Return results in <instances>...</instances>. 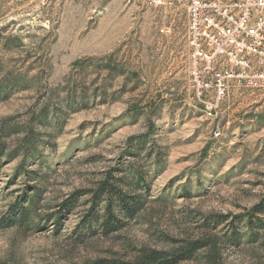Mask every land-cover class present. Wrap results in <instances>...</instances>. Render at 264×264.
Instances as JSON below:
<instances>
[{"label": "rangeland", "instance_id": "obj_1", "mask_svg": "<svg viewBox=\"0 0 264 264\" xmlns=\"http://www.w3.org/2000/svg\"><path fill=\"white\" fill-rule=\"evenodd\" d=\"M188 24L179 0H0V264L199 239L264 264V88L200 96Z\"/></svg>", "mask_w": 264, "mask_h": 264}, {"label": "built area", "instance_id": "obj_2", "mask_svg": "<svg viewBox=\"0 0 264 264\" xmlns=\"http://www.w3.org/2000/svg\"><path fill=\"white\" fill-rule=\"evenodd\" d=\"M198 94L226 97V82L264 88V0H179Z\"/></svg>", "mask_w": 264, "mask_h": 264}, {"label": "trees", "instance_id": "obj_3", "mask_svg": "<svg viewBox=\"0 0 264 264\" xmlns=\"http://www.w3.org/2000/svg\"><path fill=\"white\" fill-rule=\"evenodd\" d=\"M110 187V182H104L99 189V195L110 194L113 191L111 190L112 187ZM119 203L122 204L121 207H126V209L129 208V204L126 197H120ZM262 206H264V204ZM108 211H113L112 205L109 206ZM129 211L131 212L128 213L133 214V210ZM111 217L112 216H110V219L105 224V229L107 230V232L113 227L118 228L120 225L119 222L116 224L113 223V217ZM228 219V216H223L221 220L219 216L212 217L209 219L207 225H214V227L216 228ZM251 223L252 222H250V225ZM201 252L206 254V256L204 257V261L206 264H224L221 251L219 250V246L217 245V242H215L214 239L194 240L190 243H187L183 248L179 249L177 252L171 254L158 250L143 249L140 254L132 261L116 259H98L88 264H181L196 260Z\"/></svg>", "mask_w": 264, "mask_h": 264}]
</instances>
